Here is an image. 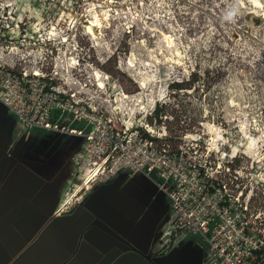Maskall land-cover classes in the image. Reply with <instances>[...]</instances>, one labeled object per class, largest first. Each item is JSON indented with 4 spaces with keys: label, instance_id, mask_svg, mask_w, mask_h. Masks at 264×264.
Here are the masks:
<instances>
[{
    "label": "rangeland",
    "instance_id": "374dc122",
    "mask_svg": "<svg viewBox=\"0 0 264 264\" xmlns=\"http://www.w3.org/2000/svg\"><path fill=\"white\" fill-rule=\"evenodd\" d=\"M262 2L255 9L248 0H0V45L26 55L29 68L60 67L94 89L97 82L100 103L110 102L127 123L147 122L158 133L165 126L162 143L209 160L228 192L264 216ZM91 22L97 38L85 30ZM176 81L182 88L172 87ZM7 119L15 133L9 154L19 140L31 157L50 146L45 160L63 169L78 148L72 137L47 143L36 134L44 130L18 136L17 119ZM74 168L56 188L61 203L64 189L80 181Z\"/></svg>",
    "mask_w": 264,
    "mask_h": 264
},
{
    "label": "built area",
    "instance_id": "2783aa9c",
    "mask_svg": "<svg viewBox=\"0 0 264 264\" xmlns=\"http://www.w3.org/2000/svg\"><path fill=\"white\" fill-rule=\"evenodd\" d=\"M25 56L12 48L4 53L0 45V102L17 119L18 136L35 128L80 137L72 156L78 178L96 170L93 182L124 170L154 180L172 206L159 225L156 252L169 250L185 234H198L207 243L202 264H264V216L228 192L209 160L196 162L162 143L165 126L158 133L147 122L117 118L115 106L100 103L97 82L94 89L91 81L66 77L60 67L29 68Z\"/></svg>",
    "mask_w": 264,
    "mask_h": 264
},
{
    "label": "crops",
    "instance_id": "0c3cea01",
    "mask_svg": "<svg viewBox=\"0 0 264 264\" xmlns=\"http://www.w3.org/2000/svg\"><path fill=\"white\" fill-rule=\"evenodd\" d=\"M8 116L15 118L0 102V264L203 263L207 243L198 234L183 235L167 251L154 250L158 224L172 206L142 173L122 170L93 181L61 208L56 188L67 169L61 168L60 176L54 172L57 165L45 160L50 146L43 157H31L19 140L9 154L7 141L14 131ZM36 134L48 137L47 143L53 137L77 140L50 130ZM49 218L52 222L35 242Z\"/></svg>",
    "mask_w": 264,
    "mask_h": 264
},
{
    "label": "bare ground",
    "instance_id": "6f19581e",
    "mask_svg": "<svg viewBox=\"0 0 264 264\" xmlns=\"http://www.w3.org/2000/svg\"><path fill=\"white\" fill-rule=\"evenodd\" d=\"M250 2V4L252 5L253 8L257 9L262 7V0H248ZM253 11V10H252ZM255 12V10H254ZM94 22H91L90 24L86 25L85 30L93 37V38H97L98 36V32H96L93 28L94 26ZM96 170H94L93 172H87L84 174H81L80 177V182L78 184V186L74 189H70L67 193H65V195H67V198L65 200L66 202H69L70 199L72 200L74 197L79 196L80 192L86 188L89 187L90 182H91V178L95 175ZM69 198V199H68ZM165 220V219H164Z\"/></svg>",
    "mask_w": 264,
    "mask_h": 264
},
{
    "label": "water",
    "instance_id": "95a60500",
    "mask_svg": "<svg viewBox=\"0 0 264 264\" xmlns=\"http://www.w3.org/2000/svg\"><path fill=\"white\" fill-rule=\"evenodd\" d=\"M3 105V104H2ZM4 106V105H3ZM5 107V106H4ZM6 108V107H5ZM77 140L75 141V143L77 144V146H78V148H79V145H80V142H81V138L80 137H75ZM78 148L75 150V152L78 150ZM74 152V153H75ZM73 153V154H74ZM73 156V155H72ZM5 157H7V156H5ZM71 158V160H69V162H67L65 165H64V168H68L69 166H70V164L72 163V157H70ZM71 161V162H70ZM56 170H54V172L55 173H58V172H61L62 170L57 166L56 168H55ZM63 174V172H61L59 175L61 176ZM68 172H67V176H68ZM67 176H64L63 177V182L64 181H66L67 180ZM60 188H62V184H61V186H60ZM59 199V193H58V195H57V200ZM48 222V223H47ZM46 223V226H45V224L40 228V230L38 231V233H37V237L35 238V242L36 241H38V238H39V236L40 235H42L43 233H44V230H45V228L52 222V221H50V218H49V220L47 221ZM55 254L57 253V251H56V249L55 250H52ZM64 262H65V260H63V261H61V262H58V263H56V264H64Z\"/></svg>",
    "mask_w": 264,
    "mask_h": 264
},
{
    "label": "trees",
    "instance_id": "16d2710c",
    "mask_svg": "<svg viewBox=\"0 0 264 264\" xmlns=\"http://www.w3.org/2000/svg\"><path fill=\"white\" fill-rule=\"evenodd\" d=\"M183 82L184 81H176V82H173L175 84H173V85L172 84H169V85H172V87H175V88H182V85H183L182 83ZM159 111H160V104L159 103H156L155 108H154V111H153L156 118H158L159 115H160V112ZM79 182H78V184H79ZM78 184L75 185L74 188H76L78 186Z\"/></svg>",
    "mask_w": 264,
    "mask_h": 264
},
{
    "label": "flooded vegetation",
    "instance_id": "af4514ba",
    "mask_svg": "<svg viewBox=\"0 0 264 264\" xmlns=\"http://www.w3.org/2000/svg\"><path fill=\"white\" fill-rule=\"evenodd\" d=\"M17 141H18V140H17ZM59 189H61V188H59ZM163 221H164V219H163L162 221H160V223L158 224L157 231L155 232V234H156L155 237H156V238L158 237V233H159V232H158L159 225H160ZM155 234H154V235H155ZM154 239H155V238H154Z\"/></svg>",
    "mask_w": 264,
    "mask_h": 264
}]
</instances>
